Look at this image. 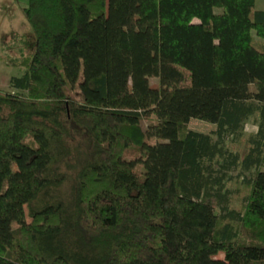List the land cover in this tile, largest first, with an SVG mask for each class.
Wrapping results in <instances>:
<instances>
[{
  "label": "trees",
  "instance_id": "1",
  "mask_svg": "<svg viewBox=\"0 0 264 264\" xmlns=\"http://www.w3.org/2000/svg\"><path fill=\"white\" fill-rule=\"evenodd\" d=\"M24 1L30 34L4 58L23 71L0 91V264H264L255 0Z\"/></svg>",
  "mask_w": 264,
  "mask_h": 264
},
{
  "label": "rangeland",
  "instance_id": "2",
  "mask_svg": "<svg viewBox=\"0 0 264 264\" xmlns=\"http://www.w3.org/2000/svg\"><path fill=\"white\" fill-rule=\"evenodd\" d=\"M25 8L26 2L24 0H0V91H11L9 80L12 77L20 76L23 71L8 65L4 58L6 56L19 57L21 45H14L13 38L30 34V26L24 15ZM253 10H264V0H255ZM24 54L27 55L28 51H25ZM148 82L151 88L158 87V79H149ZM254 91V86H250V92L253 93ZM146 124L147 122H144V126ZM257 124L258 114L255 113L246 120L237 137H230L224 142V148L229 152L240 154L249 137L256 133ZM70 127L71 130L75 129L73 125ZM189 130L208 135L213 141L217 139L216 126L212 124L191 120ZM75 136H78L79 139L84 136V133L79 132ZM229 177H231V180L226 184V188L231 192L229 208L238 212L242 209L243 198L247 190L242 184L244 174L237 169L231 171ZM219 257H222V255H219Z\"/></svg>",
  "mask_w": 264,
  "mask_h": 264
}]
</instances>
